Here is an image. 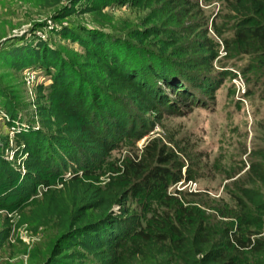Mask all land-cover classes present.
<instances>
[{
	"label": "trees",
	"instance_id": "1",
	"mask_svg": "<svg viewBox=\"0 0 264 264\" xmlns=\"http://www.w3.org/2000/svg\"><path fill=\"white\" fill-rule=\"evenodd\" d=\"M33 1L55 10L56 18L85 13L105 18L104 9L113 4L145 15L139 24L111 28L123 39L104 32L101 23L94 29L64 27L61 33L79 44L80 55L45 40L9 52L15 70L35 66L52 82L47 93L38 90L41 128L15 134L19 150L14 157H27L20 164L10 161L0 147V189L6 193L0 194V207L29 203L16 224L15 216L5 218L0 246L14 225L28 224L36 232L55 233L44 264H264V193L258 188L264 186V150L255 152L261 160L233 183L238 193L228 192L235 210L219 213L236 217L238 229L232 220L216 221L167 193L172 185L191 180L193 171L184 178L178 156L158 138L140 153L111 160L113 153L134 151L153 130L149 113L179 115L185 104L199 106L215 95L228 72L201 80L197 68L212 66L218 58L216 37L228 57L248 59L244 71L258 69L264 76V0H215L222 5L219 17L228 23L219 29L215 19L216 36L201 22L168 27L159 13L168 5L172 14L186 9L189 17L209 0H85L80 10L75 6L81 0ZM0 96L15 118L14 98L1 84ZM105 173L111 174L101 180ZM50 176L62 179L61 185ZM156 194L166 207L150 212ZM9 196L15 198L8 202Z\"/></svg>",
	"mask_w": 264,
	"mask_h": 264
},
{
	"label": "rangeland",
	"instance_id": "2",
	"mask_svg": "<svg viewBox=\"0 0 264 264\" xmlns=\"http://www.w3.org/2000/svg\"><path fill=\"white\" fill-rule=\"evenodd\" d=\"M84 5L85 0H81L75 8L80 10ZM172 7L165 5L159 11L168 27L201 22L204 29L207 27L210 34L216 36L213 26L216 19L219 29L227 28V21L219 17L222 5L218 1L200 3L202 9L194 8L189 17H185L186 9H177L178 13L174 11L172 14ZM54 11L42 8L33 0H0V84L5 93L13 96L17 113L15 118L9 116L7 119L3 115L7 113L4 108L5 98L0 96V147H5L6 159L19 164L27 155L21 153L20 158L14 157V153L19 150L15 134L41 128L35 103L38 100V90L42 87L43 92L47 93L52 77L47 71L35 66L15 70L10 65L9 52L45 40L52 47L61 48L73 56L80 55L83 49L78 43L63 36L61 32L64 27L77 24V28L87 26L94 29L101 23L105 25L104 32H111V36L123 39L121 31L112 32L113 27L129 23L139 24L145 15L127 5L117 4L104 9L105 18L89 13L56 18ZM180 20L182 22H179ZM225 34H229V31H225ZM216 38L220 42L218 58L212 66L197 68V77L201 80L217 76L222 70L228 72L215 95L205 97L206 100L199 106L191 107L185 104L179 115L164 113L159 117L149 113L147 119L151 121L153 130L136 142L134 151L127 152L126 149L121 151L122 153H113L111 160L124 158L130 153H140L149 141L158 138V142L167 145L170 151L178 156V165L182 164L184 178L188 170L193 171L191 180L172 185L167 193L177 195L183 202L188 201L186 205L195 206L207 214L216 216V221L232 220L234 229H238L236 217L224 218L219 216V213L221 209L235 210L234 201L228 192L232 190L238 193L233 183L245 176L252 162L261 160L255 152L264 150V76L258 69L244 71L248 59L228 57L222 40ZM192 55L194 56L193 53ZM160 83L158 82V85ZM191 84L190 86L193 85ZM22 170L25 171L24 168ZM109 174L111 173H105L101 180H107ZM49 178L53 184L61 185L62 179L52 176ZM258 188L264 193L263 185ZM41 190L42 187L39 186L38 191ZM176 190H181V193H176ZM190 191L200 193L192 195ZM3 193L6 194L1 188L0 194ZM158 197L156 194L150 200V212L157 207H166ZM14 198L9 196L6 200L10 202ZM28 205L29 203L23 202L9 208L0 207V232L6 230L4 222L7 216H15L13 224H16L18 213L27 211ZM115 209L118 210L119 206ZM162 222L163 219L159 218L158 224ZM14 226L9 240L0 246V264H44L49 257L50 245L55 236L52 229L40 228L36 232L28 224Z\"/></svg>",
	"mask_w": 264,
	"mask_h": 264
},
{
	"label": "built area",
	"instance_id": "3",
	"mask_svg": "<svg viewBox=\"0 0 264 264\" xmlns=\"http://www.w3.org/2000/svg\"><path fill=\"white\" fill-rule=\"evenodd\" d=\"M241 79V78H240ZM3 115L7 118V119H9V115L7 114V113H3ZM194 186H196V184H194Z\"/></svg>",
	"mask_w": 264,
	"mask_h": 264
}]
</instances>
